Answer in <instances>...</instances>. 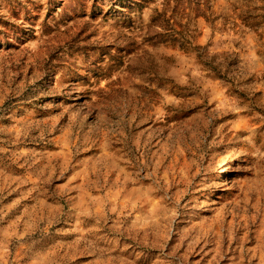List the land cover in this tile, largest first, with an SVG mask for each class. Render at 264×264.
I'll return each instance as SVG.
<instances>
[{
  "label": "rangeland",
  "instance_id": "rangeland-1",
  "mask_svg": "<svg viewBox=\"0 0 264 264\" xmlns=\"http://www.w3.org/2000/svg\"><path fill=\"white\" fill-rule=\"evenodd\" d=\"M0 264H264V0H0Z\"/></svg>",
  "mask_w": 264,
  "mask_h": 264
}]
</instances>
